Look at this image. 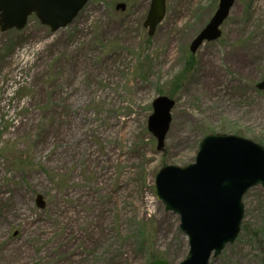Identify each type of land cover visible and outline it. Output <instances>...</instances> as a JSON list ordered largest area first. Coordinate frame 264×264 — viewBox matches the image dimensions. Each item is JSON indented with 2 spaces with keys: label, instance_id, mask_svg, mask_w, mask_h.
<instances>
[{
  "label": "rangeland",
  "instance_id": "obj_1",
  "mask_svg": "<svg viewBox=\"0 0 264 264\" xmlns=\"http://www.w3.org/2000/svg\"><path fill=\"white\" fill-rule=\"evenodd\" d=\"M218 1L166 0L152 37L151 0H89L54 33L33 16L0 33V264L186 258L155 176L194 163L208 135L264 149V0H235L221 37L192 55ZM159 96L174 101L161 150L148 130ZM242 203L237 239L209 264H264V188Z\"/></svg>",
  "mask_w": 264,
  "mask_h": 264
},
{
  "label": "water",
  "instance_id": "obj_2",
  "mask_svg": "<svg viewBox=\"0 0 264 264\" xmlns=\"http://www.w3.org/2000/svg\"><path fill=\"white\" fill-rule=\"evenodd\" d=\"M89 0H0V33L24 29L28 18L56 32L70 25ZM235 0H219L216 11L189 46L195 55L206 42L221 37V26L228 18ZM124 11L125 5H116ZM166 14V0H151L143 22L152 37ZM258 91H264V75ZM174 101L159 96L152 103L148 130L161 150L169 130ZM264 188V149L243 138L231 135H208L202 139L194 163L166 166L154 179L156 199L166 212L179 216V230L187 239L188 254L180 264H209L223 249L237 239L244 214L246 192ZM36 205L43 209L40 195ZM148 264H169L162 259Z\"/></svg>",
  "mask_w": 264,
  "mask_h": 264
},
{
  "label": "bare ground",
  "instance_id": "obj_3",
  "mask_svg": "<svg viewBox=\"0 0 264 264\" xmlns=\"http://www.w3.org/2000/svg\"><path fill=\"white\" fill-rule=\"evenodd\" d=\"M172 140L175 143H178L181 140V137H180V135L178 133H174V135L172 136Z\"/></svg>",
  "mask_w": 264,
  "mask_h": 264
},
{
  "label": "trees",
  "instance_id": "obj_4",
  "mask_svg": "<svg viewBox=\"0 0 264 264\" xmlns=\"http://www.w3.org/2000/svg\"><path fill=\"white\" fill-rule=\"evenodd\" d=\"M193 60V58L191 59V61ZM188 65H191V63H189ZM150 259H151V261H154V260H157V259H159L158 258V256L157 255H155L154 253H152L151 255H150Z\"/></svg>",
  "mask_w": 264,
  "mask_h": 264
}]
</instances>
